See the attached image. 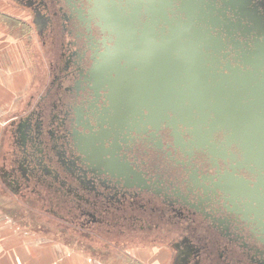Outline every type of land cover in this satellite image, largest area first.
Here are the masks:
<instances>
[{
	"label": "flooded vegetation",
	"instance_id": "af4514ba",
	"mask_svg": "<svg viewBox=\"0 0 264 264\" xmlns=\"http://www.w3.org/2000/svg\"><path fill=\"white\" fill-rule=\"evenodd\" d=\"M6 2L40 56L3 196L96 248L264 264V0Z\"/></svg>",
	"mask_w": 264,
	"mask_h": 264
},
{
	"label": "rangeland",
	"instance_id": "374dc122",
	"mask_svg": "<svg viewBox=\"0 0 264 264\" xmlns=\"http://www.w3.org/2000/svg\"><path fill=\"white\" fill-rule=\"evenodd\" d=\"M36 40L30 14L13 8L6 0H0V152L5 148L4 128L19 111L35 78L36 62L40 56ZM48 218L33 207L6 199L0 189V235L3 236L4 241L13 242L17 240L15 239L17 237L26 241L28 245L42 243L60 248L58 254H64L67 251L60 246L75 248L78 252L97 259L91 257V261H94L92 264H101V262L131 264V261L142 260L136 256L139 253L132 255L131 252L128 255L124 252L125 250L115 247L109 250L103 245L93 247L88 244L86 238L60 230V227L56 226V223L53 224V221L50 222ZM113 243L112 246H114ZM122 243L128 246L129 250L132 248L130 246H133L130 245L133 242L122 241ZM115 249L117 250L114 251ZM150 249L152 248L148 250L152 251ZM166 256L161 257V263L166 261ZM143 257L146 261L149 256Z\"/></svg>",
	"mask_w": 264,
	"mask_h": 264
},
{
	"label": "crops",
	"instance_id": "0c3cea01",
	"mask_svg": "<svg viewBox=\"0 0 264 264\" xmlns=\"http://www.w3.org/2000/svg\"><path fill=\"white\" fill-rule=\"evenodd\" d=\"M3 239V236L0 235V264H92V262H94L91 261L92 256L80 253L78 249L75 248L60 246L62 249H67V251L64 254H58L57 252L61 250L58 247L46 246L42 243L28 245L26 241H22L17 237H15L17 240L13 242L10 240L4 241ZM148 249L130 248L129 250L128 248L125 253L129 255L132 252V255L137 253L142 255H136L137 258L142 259L139 260L140 262L134 260L131 261V264H162L157 260L161 259V257L167 253L158 249L152 248L150 249L152 251ZM116 250L117 249L114 251ZM143 256L149 257L144 261ZM101 264L107 263L101 262Z\"/></svg>",
	"mask_w": 264,
	"mask_h": 264
}]
</instances>
